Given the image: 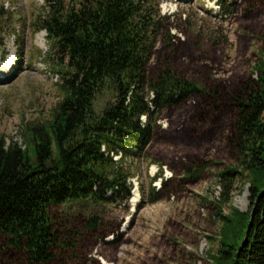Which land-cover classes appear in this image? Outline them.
<instances>
[{
	"label": "trees",
	"instance_id": "1",
	"mask_svg": "<svg viewBox=\"0 0 264 264\" xmlns=\"http://www.w3.org/2000/svg\"><path fill=\"white\" fill-rule=\"evenodd\" d=\"M47 1L36 24L58 58L61 99L49 119L24 124V145L0 136V264H90L97 238L118 225L61 206L129 198L131 172L123 159L155 138L162 130L158 120L171 110L177 129L193 136L208 117L209 126L228 130L224 142L235 162L218 172L222 191L212 202L217 215L237 175L249 183V207L223 215L220 245L209 253V264H264V35L251 69L226 83L214 79L204 63L201 78L167 59L157 61L159 45L172 51L182 41L170 32L173 23L160 12V0ZM218 4L232 14L240 8L249 14L264 0ZM2 31L0 26L4 48ZM104 90L113 100L102 103ZM210 162L198 155L185 171Z\"/></svg>",
	"mask_w": 264,
	"mask_h": 264
},
{
	"label": "rangeland",
	"instance_id": "2",
	"mask_svg": "<svg viewBox=\"0 0 264 264\" xmlns=\"http://www.w3.org/2000/svg\"><path fill=\"white\" fill-rule=\"evenodd\" d=\"M60 1L71 4L75 0ZM0 7L6 11L0 14L4 37V48L0 47V136L6 143L14 140L24 145V124L50 118L61 99L58 83L62 78L56 72L58 58L52 41L36 24L38 16L47 11L48 1L0 0ZM159 7L173 23L170 32L182 41L172 51L159 45L157 61L167 59L175 68L201 78L204 63L211 66L214 79L226 83L230 77L248 72L256 62L263 45L264 5L249 14L244 8L229 13L226 4L222 10L218 0H160ZM252 77H257V71ZM100 100H113L112 92L104 90ZM177 120L175 110L163 113L158 120L162 130L143 149L123 159V166L131 172L129 198L97 203L75 200L61 206L118 225L117 231L97 238L88 254L90 264H209V253L220 245L219 231L226 221L223 215L231 214L232 209H248L249 183L240 175L230 200L222 203L221 215L216 214L217 203L212 204L221 196L218 172L222 164L235 162L224 142L226 127L209 126L208 117L193 136L182 127L177 129ZM198 155L214 162L187 174L184 165L192 166ZM136 192L139 198L134 202Z\"/></svg>",
	"mask_w": 264,
	"mask_h": 264
},
{
	"label": "bare ground",
	"instance_id": "3",
	"mask_svg": "<svg viewBox=\"0 0 264 264\" xmlns=\"http://www.w3.org/2000/svg\"><path fill=\"white\" fill-rule=\"evenodd\" d=\"M139 198V193H135V199H134V202H136L137 201V199Z\"/></svg>",
	"mask_w": 264,
	"mask_h": 264
},
{
	"label": "built area",
	"instance_id": "4",
	"mask_svg": "<svg viewBox=\"0 0 264 264\" xmlns=\"http://www.w3.org/2000/svg\"><path fill=\"white\" fill-rule=\"evenodd\" d=\"M57 76V75H56Z\"/></svg>",
	"mask_w": 264,
	"mask_h": 264
}]
</instances>
